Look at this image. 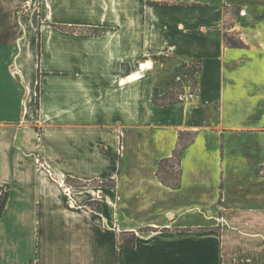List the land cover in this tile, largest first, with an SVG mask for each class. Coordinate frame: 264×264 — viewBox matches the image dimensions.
<instances>
[{"label":"crops","instance_id":"crops-1","mask_svg":"<svg viewBox=\"0 0 264 264\" xmlns=\"http://www.w3.org/2000/svg\"><path fill=\"white\" fill-rule=\"evenodd\" d=\"M2 188L0 264H264V0H0Z\"/></svg>","mask_w":264,"mask_h":264},{"label":"trees","instance_id":"trees-1","mask_svg":"<svg viewBox=\"0 0 264 264\" xmlns=\"http://www.w3.org/2000/svg\"><path fill=\"white\" fill-rule=\"evenodd\" d=\"M228 43L235 45L234 42L230 39H227ZM39 103L37 102V105ZM194 134L192 133H183L181 132L178 139V145L174 155L171 158L162 160L158 168L157 175L160 180L172 188L180 187V155L182 150L188 145L191 144L194 140ZM7 202V197H0V214H2L5 204ZM135 234L130 235L126 239H123V236L120 238V245L126 247H133L135 245Z\"/></svg>","mask_w":264,"mask_h":264},{"label":"built area","instance_id":"built-area-1","mask_svg":"<svg viewBox=\"0 0 264 264\" xmlns=\"http://www.w3.org/2000/svg\"><path fill=\"white\" fill-rule=\"evenodd\" d=\"M197 68L195 63H188L183 72L174 78V84L177 85L178 88L174 87L173 92H175L178 99L182 102L192 101L198 93V86L195 81ZM66 193L70 194L69 188H66ZM68 199L70 205L74 207V203L70 201V195H68Z\"/></svg>","mask_w":264,"mask_h":264},{"label":"rangeland","instance_id":"rangeland-1","mask_svg":"<svg viewBox=\"0 0 264 264\" xmlns=\"http://www.w3.org/2000/svg\"><path fill=\"white\" fill-rule=\"evenodd\" d=\"M25 10H26V9H24L23 7H20V8L18 9V11H17V14L20 15V16H25V15L27 14ZM233 15H234V17L236 18L238 14H237L236 12H234ZM239 15H240V14H239ZM239 15H238V16H239ZM61 29L64 30V31H70V32H78V33L81 32V30L74 29V28H65V27H62ZM227 39H230V37H228ZM231 40L234 42V44H235L236 46H240V43H239L238 40H236L235 38H232V37H231ZM227 42H228V41H227ZM144 62H146V61L141 62L140 65H139V67H140ZM38 95H39V91H38ZM165 97H166V96H163L162 98H159V97L157 96V98H156L155 100H156L158 103L163 104V103L165 102V100H163ZM70 184H71V183H70ZM5 196H6L5 188H2V192L0 193V197H5Z\"/></svg>","mask_w":264,"mask_h":264},{"label":"bare ground","instance_id":"bare-ground-1","mask_svg":"<svg viewBox=\"0 0 264 264\" xmlns=\"http://www.w3.org/2000/svg\"><path fill=\"white\" fill-rule=\"evenodd\" d=\"M144 66H145V67H149L147 64H145ZM141 67H142V65H141Z\"/></svg>","mask_w":264,"mask_h":264}]
</instances>
